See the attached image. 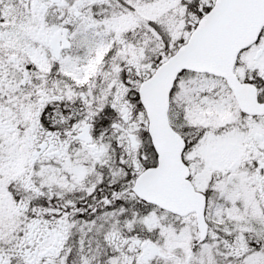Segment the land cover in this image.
<instances>
[{
    "label": "snow or ice",
    "instance_id": "snow-or-ice-1",
    "mask_svg": "<svg viewBox=\"0 0 264 264\" xmlns=\"http://www.w3.org/2000/svg\"><path fill=\"white\" fill-rule=\"evenodd\" d=\"M0 264H264V0H0Z\"/></svg>",
    "mask_w": 264,
    "mask_h": 264
}]
</instances>
